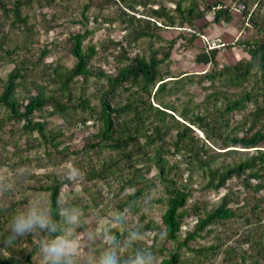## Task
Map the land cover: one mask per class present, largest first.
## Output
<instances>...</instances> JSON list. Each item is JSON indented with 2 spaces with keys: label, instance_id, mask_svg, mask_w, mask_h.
I'll return each instance as SVG.
<instances>
[{
  "label": "rangeland",
  "instance_id": "374dc122",
  "mask_svg": "<svg viewBox=\"0 0 264 264\" xmlns=\"http://www.w3.org/2000/svg\"><path fill=\"white\" fill-rule=\"evenodd\" d=\"M175 1L177 0H0L10 10L20 2L21 16L26 18V24L22 25L16 22L11 11L4 14L0 9V78L4 80L15 67L23 69L27 80L22 81L16 91L20 102L25 103L29 96L40 91H45L46 95L50 94V89L55 85L54 70L68 69L73 65L74 59L68 52L71 34L89 31L83 45H93L97 50L96 56L88 66L91 75L86 79L79 77L70 85L71 108L66 117L52 113L48 108L33 115V122H44L48 133L58 134L55 139L58 142L56 148L52 144L43 143L35 133L30 137L23 135L20 129L22 123L12 125L6 122L4 130L10 131L0 135V235L6 238L13 251H18L23 246L21 247L20 243L11 244V240H16L17 236L9 240L12 236L11 217L14 212L17 214L26 211L31 204L46 207L47 193L36 191L34 188L38 181L50 179L54 175L74 179L72 185L63 186L61 203L67 198H76L91 204V208L87 209L84 215H80L79 210L65 211L66 218L71 215L79 217L75 234L81 241L82 255L99 254L106 248L102 232L105 229L125 231L126 234L119 239L121 242L130 231L138 232L141 235L139 241L144 244L147 253L154 256V264L173 249L172 244L163 236L161 215L165 205L161 198L164 196V189L151 160L136 164L137 168L141 167V174L147 179L145 183L135 187H122L120 180L113 176H108L105 181L84 180L82 174L85 166L73 162L76 157L72 152L81 149L98 131L96 119L80 123L76 118H84L85 114L78 107L80 97L89 98L93 108L99 111L98 97L105 89L106 83L99 74H111L134 57L147 55L150 50L167 52L171 42V58L173 54L180 56L182 52H187V57H176V63H189L193 54L208 51L205 40L217 39L225 44L223 48L215 49L216 69H221L248 58L243 43L264 40V0L249 2L248 12L253 22L243 15L242 5H236L230 0H218L232 11L233 18L229 23L212 24V11L197 20L194 27H179L177 23L165 27L161 21L150 18V9L162 6L173 11ZM192 1L198 3L200 8L214 2L186 0L182 6ZM126 4L135 5V10L132 11ZM142 4H145V7ZM210 28L211 33H214L201 39L204 31ZM142 30L147 31L150 36L137 38V34ZM191 38L193 40L188 41ZM44 50L48 53L42 57ZM176 63L174 59H169L159 66L161 75L170 77L165 80L164 88L157 94V101L149 98L152 106H166L170 109L167 110V125L164 128L166 149L173 148L172 140L177 128H182L175 122H184L180 114H185V118L203 114L228 119L230 127L238 132L251 126H254L253 131L264 130L263 120L255 115L256 110L264 106L263 100L248 103L243 110L221 117L225 104L238 96L241 88L202 80L201 77L212 70V64H198L184 71ZM143 98L139 97L138 101H145V96ZM2 112L0 110V114ZM150 122L157 123L151 115ZM191 128L198 137H204L195 127ZM205 142L211 151H223L211 140ZM62 149L63 151H60ZM165 155L169 165H177V169L173 167L176 170L173 176L180 182L187 180L192 189L186 206L187 214L179 233L180 240L186 231L193 229L197 219L217 206L226 194L230 200H234L229 206L236 209L237 213L234 219L225 224L217 223L208 227L206 232H201L200 238L190 243L194 249L217 247L214 251H203L202 255H197L182 250L185 252L182 255L183 264H254L253 261L258 256L261 260L259 264H264V253L260 254L261 249H258L256 243L260 240L264 245V188L253 193L245 190L239 179L233 178L217 191H202L198 187L204 180L198 172L191 173L192 178L188 177V167L180 154ZM214 156L217 165L230 161L222 153ZM91 157L97 167L96 164L100 166L102 162L120 159L121 153L106 150L100 154H91ZM77 165L80 169H77ZM126 168L124 166V171L120 172L124 177H131L135 172ZM250 182L253 185L256 183L254 179ZM138 192L140 193L137 197H131ZM122 202H127L123 205L124 211L118 209ZM256 205L257 208H254ZM135 207L140 210L136 211ZM117 218L123 221V228ZM146 224L151 228L145 229ZM79 227L83 229L78 230ZM90 236L93 238L89 239ZM46 240L47 234L42 239L36 235L33 245L38 243L41 249ZM98 240L100 247L96 245L90 249V243ZM33 245H30V248ZM96 247L98 249L94 250ZM125 253L126 250L121 248L120 255ZM32 262L45 264L40 250L33 256Z\"/></svg>",
  "mask_w": 264,
  "mask_h": 264
},
{
  "label": "trees",
  "instance_id": "16d2710c",
  "mask_svg": "<svg viewBox=\"0 0 264 264\" xmlns=\"http://www.w3.org/2000/svg\"><path fill=\"white\" fill-rule=\"evenodd\" d=\"M184 1L186 0L175 1L173 11L162 6L152 8L149 11L150 18L161 21L165 27L174 26L176 23L179 27H194L195 22L203 18L209 11L213 12L212 24L229 23L233 18L230 7L224 6L218 0H214L212 4H206L203 8H200L199 4L194 1L182 6ZM230 1L236 5H242L243 15L253 22V18L248 12L249 2H259L260 0ZM142 5L145 7V4ZM126 6L132 11L135 10V5L126 4ZM0 9L4 14L11 11L17 23L26 24V18L21 16L20 2L16 3L12 10L0 2ZM88 34L89 31L85 30L69 36L68 52L73 57L74 63L68 69L56 68L54 70L56 77L53 83L55 85L50 89V94L46 95L45 91H40L29 96L23 103L16 97V91L22 84L21 82L27 80L23 69L15 67L4 80L0 78V110L4 112L0 114V135L10 131L4 130L6 122L12 125L22 123L20 129L23 135L30 137L35 133L43 143L57 147L58 142L55 139L58 134L48 133L44 122H33L32 118L35 113L47 108L52 113L66 117L71 108L70 85L79 77L86 79L91 75L88 66L97 54L95 46L83 45ZM149 36L150 34L145 30L137 34V38ZM192 40L191 38L188 41ZM243 45H245L248 58L239 60L232 66H223L221 69H216V50L202 51L194 56L196 64L213 65L212 70L201 77L202 80H207L210 83L221 82L241 88L239 95L233 100H228L225 104V111L221 112V117L243 110L248 103L264 101V40L247 41ZM171 47H173V42L169 43L167 52L150 50L147 55L134 57L132 61L117 68L111 74H99L106 82L105 89L98 97L99 111L93 108L89 98L80 97L78 107L85 114L84 118H76V121L80 123H85L88 119H96L98 131L81 149L72 152L76 157L73 162L85 166L82 174L84 180L102 179L105 181L108 176H113L120 180L122 187H135L137 184L145 183L147 179L144 174H141V167L137 168L136 164L149 160L154 163L164 189V196L161 198L165 205V210L161 215L163 236L173 246V249L168 251L157 264H183L182 255L185 252L182 250L197 255H202L203 251H214L217 247L209 246L204 250L194 249L190 243L200 238L201 232H206L208 227L217 223L225 224L234 219L237 214L236 209L229 206L234 200H230L229 195L226 194L210 212L199 217L193 229L186 231L185 236L180 240L179 233L184 224L183 219L187 214L186 206L192 195V189L187 180L180 182L173 176L176 171L173 167L177 169V165H169L165 154H180L188 167V177L192 178L191 173L198 172V175L204 180L203 184L198 187L202 191H217L225 187L226 183L233 178L239 179L242 187L253 193L264 188V130L262 129L253 131L254 126H251L238 132L237 129L230 127L228 119L214 118L203 114L185 118V114H180L184 122L180 123L176 120L175 122L182 128H177L176 135L172 140L173 148H165L167 142L164 128L167 125L165 124L167 110L170 109L166 106H152L149 98L157 101V94L164 88L165 80L170 77L162 76L159 66L171 59ZM7 53L9 52L7 51ZM47 53L48 51L44 50L42 57ZM144 96L145 101H138L139 97L143 98ZM171 111L173 112V110ZM150 115L157 123L150 122ZM255 115L263 120L264 127V106L259 107ZM191 126L195 127L204 137L201 138L194 134ZM16 136L17 134H15ZM0 140H2L1 136ZM207 140H211L216 146L219 145V149L223 151H211L205 142ZM150 149H152V155H150ZM106 150L120 152V159L102 162L100 166L96 164V167L91 154H100ZM218 153H222L230 161L217 165L214 155H218ZM79 158L84 160L81 161ZM78 165L76 167L80 169ZM124 166L135 173L131 177H124L120 172L124 171L122 170ZM148 170L149 168H147ZM138 172L139 174H137ZM118 174L120 175L117 176ZM251 179L256 181L254 185L251 184ZM73 182L74 179L60 178L54 175L50 179L38 181L34 188L36 191L47 193L46 207L50 210L54 222L61 228L65 226L67 220L65 211L79 210L80 215H84L85 211L91 208L90 202L76 198H67L61 203L60 196L63 186L72 185ZM139 193L131 197H137ZM126 203H120L118 209L124 211L123 205ZM254 208H257V205ZM130 209L132 208L130 207ZM135 209L136 211L140 210L136 207ZM15 215L16 212L11 219ZM150 228L149 224L145 225V229ZM82 229V227L78 228V230ZM111 232L117 235L118 239L126 234L125 231L117 229H113ZM46 234L49 239L57 233L50 234L37 229L32 233L17 236L16 240H11V244L20 243L23 247L18 251H13L10 244H7L6 238L4 239L3 235H0V264H33L32 258L40 250V244L33 245V239L36 235L42 239ZM256 243L258 249H261L260 254L264 253L262 242L259 240ZM99 244V240L90 243V249L96 245L100 247ZM30 245L33 246L30 248ZM136 250L147 253L144 244L138 241L126 250L121 258L132 257ZM260 261L258 256L253 263L259 264Z\"/></svg>",
  "mask_w": 264,
  "mask_h": 264
},
{
  "label": "clouds",
  "instance_id": "9594fccd",
  "mask_svg": "<svg viewBox=\"0 0 264 264\" xmlns=\"http://www.w3.org/2000/svg\"><path fill=\"white\" fill-rule=\"evenodd\" d=\"M117 222L123 228V221L117 218ZM78 225L79 217L71 215L67 217L65 226L61 228L54 222L47 207L31 204L26 211L17 213L12 218V236L9 240L37 229L50 234L57 233L41 246L40 251L45 264H154V256L140 250H136L130 258H121V248L127 250L141 239V235L136 231H130L126 239L121 242L110 230H102L106 248L99 254L82 255L81 241L75 234Z\"/></svg>",
  "mask_w": 264,
  "mask_h": 264
},
{
  "label": "crops",
  "instance_id": "0c3cea01",
  "mask_svg": "<svg viewBox=\"0 0 264 264\" xmlns=\"http://www.w3.org/2000/svg\"><path fill=\"white\" fill-rule=\"evenodd\" d=\"M211 28L210 29H208V30H206V31H204V35L202 36L201 35V39H203V38H206V37H208V35H212L213 33H211ZM201 43H203V40H201ZM177 54H173L172 55V60L174 59L175 60V63H176V57H182V58H184V57H187V52L186 53H184V52H182L181 53V55L180 56H176ZM194 54H193V56H192V60L189 62V63H186V62H183V61H180V62H178V63H176V64H178L179 66H181V68L185 71V70H188V69H190V68H192V67H195L196 65H198V64H196V63H194Z\"/></svg>",
  "mask_w": 264,
  "mask_h": 264
},
{
  "label": "built area",
  "instance_id": "2783aa9c",
  "mask_svg": "<svg viewBox=\"0 0 264 264\" xmlns=\"http://www.w3.org/2000/svg\"><path fill=\"white\" fill-rule=\"evenodd\" d=\"M205 41H206L205 45L207 46L208 51L209 50L220 49V48H223L225 46V44L222 41H220L219 39L210 40V41L205 40Z\"/></svg>",
  "mask_w": 264,
  "mask_h": 264
},
{
  "label": "bare ground",
  "instance_id": "6f19581e",
  "mask_svg": "<svg viewBox=\"0 0 264 264\" xmlns=\"http://www.w3.org/2000/svg\"><path fill=\"white\" fill-rule=\"evenodd\" d=\"M218 60V59H217Z\"/></svg>",
  "mask_w": 264,
  "mask_h": 264
}]
</instances>
